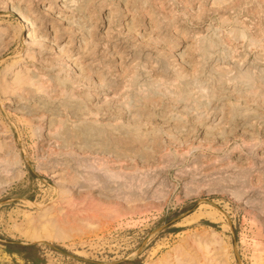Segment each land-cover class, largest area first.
I'll use <instances>...</instances> for the list:
<instances>
[{
  "label": "rangeland",
  "instance_id": "1",
  "mask_svg": "<svg viewBox=\"0 0 264 264\" xmlns=\"http://www.w3.org/2000/svg\"><path fill=\"white\" fill-rule=\"evenodd\" d=\"M0 264H264V0H0Z\"/></svg>",
  "mask_w": 264,
  "mask_h": 264
},
{
  "label": "bare ground",
  "instance_id": "2",
  "mask_svg": "<svg viewBox=\"0 0 264 264\" xmlns=\"http://www.w3.org/2000/svg\"><path fill=\"white\" fill-rule=\"evenodd\" d=\"M28 8H29V7H28ZM28 8H27V9H28ZM24 19H25V20H24V21H25L24 23H25V25H27V20H29V19H28V18H27V19L24 18ZM31 33H32V32H31ZM30 40H31V39H30ZM31 42H32V41H31ZM211 44H212V43H211ZM198 52H199V51H198ZM201 58H202V57H201ZM56 77H57V76H56ZM56 79H57V78H56ZM63 80H64V79H63ZM64 81H65V80H64ZM60 82H61V81H60ZM32 83H33V82H32ZM33 84H34V83H33ZM40 86H41V85H40ZM38 89H39V88H38ZM51 92H52V91H51ZM46 94H47V93H46ZM51 95H53V94H51ZM59 95H60V94H59ZM71 96H72V95H71ZM52 98H54V97H52ZM74 99H75V98H74ZM221 107H222V106H221ZM209 112H210V111H209ZM67 117H68V116H67ZM95 117H96V116H95ZM59 124H60V123H59ZM96 168H97V167H96ZM98 169H99V168H98ZM110 175H111V174H110ZM39 218H40V217H39ZM36 220H38V219H36ZM39 221H43V219L40 218ZM34 222H35V221H34ZM36 222H37V221H36ZM44 222L47 223V221H44ZM39 223H40V222H37L36 225L38 226ZM42 223H43V222H42ZM43 224H44V223H43ZM36 225H35V226H36ZM52 225H53V224H52ZM37 226H36V227H37ZM40 226H41V229H43V228L45 229V228H46L45 225H43V226H45V227H42V224H40ZM40 226H38V227L40 228ZM36 227H35V228H36ZM39 228H37V229H39ZM33 229H34V227H33ZM44 229H43V230H44ZM57 229H58V228H57ZM43 230H42V233H41V234H38V235H36V236H34V235H30V236H28V238L32 239V241H35V240H36V241H39V242H40L41 240L45 239V238H52L49 234H47V232H46V233H43ZM45 231H46V230H45ZM31 234H32V233H31ZM59 237H60V236H59ZM61 238H62V237H61Z\"/></svg>",
  "mask_w": 264,
  "mask_h": 264
}]
</instances>
